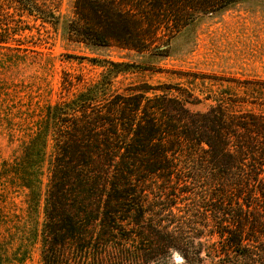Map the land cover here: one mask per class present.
Listing matches in <instances>:
<instances>
[{"label": "trees", "instance_id": "16d2710c", "mask_svg": "<svg viewBox=\"0 0 264 264\" xmlns=\"http://www.w3.org/2000/svg\"><path fill=\"white\" fill-rule=\"evenodd\" d=\"M55 2L0 0V49L22 23L11 9L58 26ZM162 2L74 0L68 39L138 48L139 25ZM103 64L97 83L45 108L10 167L28 214L43 197L41 227L29 235L41 263L169 264L177 252L202 264L207 252L220 264H264V110L236 108L263 97L230 95L195 111L200 100L179 85L114 91L133 65Z\"/></svg>", "mask_w": 264, "mask_h": 264}, {"label": "rangeland", "instance_id": "374dc122", "mask_svg": "<svg viewBox=\"0 0 264 264\" xmlns=\"http://www.w3.org/2000/svg\"><path fill=\"white\" fill-rule=\"evenodd\" d=\"M55 7L62 17L58 26L11 9L15 20L22 15V23H12L17 41L0 49V257L5 264H42L40 243L29 235L41 227L47 184L45 164L40 206L30 215L28 191L10 167L45 108L97 83L106 72L103 62L133 65L115 79L114 91L179 85L200 100L195 111H206L217 100L230 103V95L264 100V0H165L139 25L135 49L69 40L74 0H56ZM256 103L236 108L264 110V101ZM24 251L27 259L19 262ZM206 253L202 264H220ZM171 258L169 264H186L177 252Z\"/></svg>", "mask_w": 264, "mask_h": 264}]
</instances>
